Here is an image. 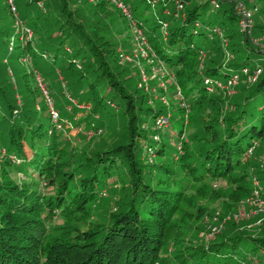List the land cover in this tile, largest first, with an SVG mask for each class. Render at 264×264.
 <instances>
[{"label":"trees","instance_id":"obj_1","mask_svg":"<svg viewBox=\"0 0 264 264\" xmlns=\"http://www.w3.org/2000/svg\"><path fill=\"white\" fill-rule=\"evenodd\" d=\"M37 1L25 0V4L35 6ZM68 1L73 0H57L49 4L47 11L53 15L39 16L32 24L28 23L26 16L18 14L33 32L29 40L33 45H22L17 40L10 49L9 42L15 29L0 27V60L9 63L28 57L35 68L27 71L19 65L21 86L15 79L20 89L15 88L9 72L7 79L0 80V107L4 111L0 115V144L7 147L8 156L0 161V264H241L251 262L254 255L261 256L264 234L254 238L244 233L240 230V219L225 221L219 236L206 247L199 243L184 246L182 237L195 228L190 225L191 214L187 212L188 220L182 215L185 207L190 205L191 196L188 197L187 192L194 183L207 178L227 180L225 188L214 192L217 193L214 197H224L220 205L226 212L238 210L235 206L252 191L253 178L262 185L264 183L261 167L264 158V70L255 82L246 83L242 99L227 113L221 112L222 96L210 95L203 85L202 76H227L242 72L246 67L253 70L249 66L253 47L244 41L240 32L233 0L223 1L215 9L228 20L213 26L198 21L201 11L210 5L208 0H183V16H175L174 7L170 8V13L164 14L163 6H160L158 13L152 12L149 17L145 13L151 9L145 0H125L132 17L141 23L140 28L156 57L173 71L174 84L171 87L178 105L176 110L181 115L176 119L180 127L175 141H172L174 152L171 154L162 142L166 130L156 129L155 120L162 113L171 115L169 109H173V105L158 102V106L155 99L148 104L151 94L137 83L135 87L129 83L133 76L140 82L142 78L135 74L120 76L119 56L123 51L117 52L118 40L111 42L102 28L89 29L86 22H78ZM92 2L90 6L94 7L95 14L106 12L111 6L108 0ZM52 5L56 10L51 9ZM119 15L131 30L130 21L122 13ZM51 18L55 20L56 28L47 34ZM157 18L168 22L166 33ZM171 21H174L172 26ZM196 21L200 26H195ZM215 26L223 32V39L227 41L225 46L234 57L240 46L247 55L225 64V47L219 42L220 38H209ZM253 30L264 31V25L258 22ZM195 34L211 41V47L195 46ZM48 39H52L50 46L42 45V41ZM131 44L134 47L133 41ZM52 46L56 47L52 49ZM199 49H203L208 58L202 76L198 70ZM134 67L139 74V67ZM55 70L62 81L54 72V83L58 87L51 81L48 93L53 106H49L36 75L46 78ZM62 84L79 104L92 107L90 111L99 119L92 128L94 132L103 128V112L119 114L122 111L126 119L122 130L110 124L119 130V143L86 157L79 170H71L74 174L65 169L67 164H63V156L67 153L64 129H68L66 125L73 121L81 125L85 120L81 118L82 121L77 122L75 117L79 109L69 100L64 98V102H59L56 94L58 89L62 90ZM177 88L181 90L182 100L176 96ZM159 91L162 90L155 93ZM191 97L196 99L191 100L186 110V101ZM256 101L261 102L256 104ZM36 103L40 107L37 108ZM52 108L60 114L57 120L59 129L52 122ZM185 112H189L188 119ZM69 117L71 120H67ZM85 123L84 129L91 127V122ZM186 125L191 127L188 131ZM154 135L158 137L154 139ZM247 137L251 139L248 142L245 141ZM142 147L144 151L145 147H150L160 161L155 164L146 162ZM250 148L253 151L249 155ZM14 157L19 163L13 160ZM124 166L128 179L122 185L126 189L124 207L113 214L110 221L92 224L87 231L76 229L72 233L63 230L60 235L49 232L55 227L50 224L48 215L58 214L71 222L82 219L88 203L103 192L109 178L123 173ZM14 169L28 174L31 183L26 179L19 183L11 180L10 171ZM41 179L60 190L45 200L36 190ZM202 188L209 192L207 185ZM195 210L202 212L199 207ZM213 217L210 215L208 225L220 223L225 218L220 213L214 222ZM170 244L175 250L163 254ZM258 257L257 261L262 260Z\"/></svg>","mask_w":264,"mask_h":264},{"label":"rangeland","instance_id":"obj_2","mask_svg":"<svg viewBox=\"0 0 264 264\" xmlns=\"http://www.w3.org/2000/svg\"><path fill=\"white\" fill-rule=\"evenodd\" d=\"M39 1H41V4L38 3ZM92 1L93 0H87V1L77 0V2H75L73 0V1H68V2L69 3L71 2L70 3L72 4L71 9L74 10L73 12H74L75 19L78 22H86V24L90 26V27L88 26L89 29H93V27L100 28V29L102 28L103 33H105V36L109 40H111V42H114L115 41L114 39L118 40L116 42L120 43V45H117L118 46L117 52H120L119 50L123 51V53H121V55L119 56L120 63L122 65L120 76L121 75L129 76V75H134V74L137 77L140 76L142 78L141 82L138 81L136 77L133 76L129 79V83L131 84L132 87H135V84L137 83L138 87L140 88L144 87V91L149 95L151 94V97H149V99L147 100L148 104H152L153 100L155 99L156 101L155 104L160 106L159 103L164 104L161 97L166 96L168 103L173 105V109L171 108L169 109L172 115V118L169 120L170 124H168L167 127H165L164 129H159L161 132L166 130V132L162 135V142L165 143V145L168 147L167 150L169 154L173 153L174 143H172V141L173 142L175 141L176 139L175 134L179 130V127H180V124L176 121V119L180 117L181 115V114H178V111L176 110L178 105L175 102L176 100L174 99V95H173L174 91H173V88L171 87L174 84V80H172L174 79L173 71L169 70L167 66H165L164 72L158 69L159 68L158 61L156 59H153L151 51H150L153 49L151 45H150V48L145 47L146 51L148 52V57H145L146 59L143 61V58H141L142 56L136 53L138 51V48L133 38V31L128 29V25L126 24V22H124L122 17L119 15V13H121L120 10L113 7L112 5L111 6L109 5L108 6L109 8L106 9V12L105 10H103L101 13L95 14L93 10L94 7L90 6V4L93 3ZM195 1L198 2L199 0H195ZM243 1L247 2L248 0H243ZM56 2L57 0H38L37 5L34 6L31 4L26 5L25 0H16V6L18 8V14L26 16L28 23L32 24L34 21H37V18L39 16L45 17L47 13L49 16H52L53 14H51L49 10L47 11L46 7L49 4H53ZM160 6L161 5L159 4L158 7ZM173 6L174 5L172 4L169 5V7H173ZM246 6L249 7L250 9H255L253 11V23L256 24L259 22L264 25V0H249ZM55 8H56L55 5L51 6L52 10H56ZM150 9H151V12L145 13L147 17L150 16L152 11H153L152 14L158 13L157 10L154 11L152 8ZM50 20H52V18ZM222 20L227 21L228 19L226 17H223L220 13H217V11L213 9L211 5H208L207 7H205L201 11L200 15L198 16V21L208 26L219 25V23ZM18 22H19V25L17 23L15 14L10 10L9 5L7 4L6 0H0V27L5 28V29H7L8 27L15 29V34L14 36L11 37V40L9 42V48L11 46L13 47L17 40L22 45H28V44L33 45V42L31 41L29 42V34H31V37H32L33 32L31 31L32 32L31 33L30 31H28V28L25 26V22L22 21L20 17L18 19ZM173 24H174V21H171L170 25L172 26ZM53 25H55V20H52L48 24L47 31H46L47 34L52 32L56 28V25L55 27H53ZM22 26L25 27V33L22 30ZM126 26H127V29H126ZM42 34L45 35V32H42ZM253 35L256 39H258V41L262 44V46H258L250 42L253 49L252 50L250 49L252 53H250L249 56L250 58H252V60L249 66L251 67V69H254L256 66L260 65L264 70V31L263 30L262 31L253 30ZM217 37L219 36L216 35L214 40H217ZM51 40L52 39L43 40L42 45L50 46L49 42ZM132 41L134 43V47L131 44ZM44 42H46L47 44H44ZM210 42L211 41L209 40L207 42L204 36L202 35H198V34L193 35V43L195 46H199L202 48L211 47ZM219 42L223 44L224 40L220 39ZM55 47L56 46H52L51 48L54 49ZM240 48L241 49L239 50L237 55H235L234 57L230 53V50H228V48L225 47L223 62L225 64H228L229 62H231V60L237 61V60H241L242 58H244L247 55V52L241 46ZM255 50H261V51L255 52ZM228 53H230L229 55H232V57H229ZM207 59L208 58L206 56L203 63L199 59L198 70L201 76L203 74L202 72L204 70L205 61ZM200 62H201V65H200ZM19 65L27 71L35 70V68L32 67L33 66L32 62L28 57L21 58V60L19 61L12 60L9 63L7 60L5 61L0 60V80L4 78L7 79V75L9 76L7 72H9L10 76L13 77V81L16 86L15 88L20 89V87H17L18 84L19 85L21 84V81H20L21 68L19 67ZM135 65L139 67V74L136 73L137 69L134 67ZM54 72L55 74H57L59 80H61L60 76L58 75L57 70L53 71L52 75L51 76L49 75L46 78L42 77V75L40 76L41 78H44V79L42 81L43 89L40 87L39 88L45 95L49 106H53L52 104L53 101L52 99H50L49 93H48L51 81L53 82L55 86L58 87V84L54 83V76H55ZM15 78L17 79V82L18 81L20 82L17 85H16ZM124 85L126 86V88L130 89L129 85L127 84H124ZM156 85H158L159 88H157ZM63 86L64 85L62 84L61 85L62 90L58 89L59 91H57V94H56V97L58 98L59 102H64L65 99L69 100V102H71L73 106L79 109L75 117L77 122L79 119L80 121H82L81 118L85 120V121H82L81 125L80 124L76 125L74 124L76 121L75 122L73 121V123H70L72 125L70 124L66 125L68 126V129L66 130L64 129L65 133L67 134V141L64 147L65 150H67V153L65 156H63V160H65L63 164L64 163L67 164L68 167H65L66 170L71 171L74 168L76 172V170H79L81 164L84 163L85 160H87L86 157L91 156L92 153L98 152L100 149H108L110 147L115 146L116 143L117 144L119 143L121 136L118 135L117 132H119L120 129L121 130L124 129L126 119H125V116L122 114V111H120L119 114H115L113 111L110 112L112 117H110V114H108L107 112H103L102 113V116H103L102 119L104 122L103 128L99 129L98 133L94 132L92 128L94 127V124L96 120L98 119V117H96V115L92 114V112L90 111L92 107L79 104L77 100L75 99V97L71 96V94H69L66 88H64ZM245 87H246V83L243 81V77H241V81L235 86V93L228 95V94H223L222 92H217V93H210V95L218 94L222 96L223 104L221 105V112L227 113L232 108V105L234 106L236 102L242 99V96L245 94V91L242 89ZM54 89L56 90V87H54L53 90ZM160 89L162 91L161 92L159 91L156 94L155 91H158ZM20 92L21 91H19L16 94L17 97L20 96ZM62 94H65V96L64 97L61 96ZM192 99L194 100L196 99V97H191V99H188L186 101V104H187V106L185 104L186 110H188L189 103H191ZM260 102L261 101H256V104ZM35 105L37 108L40 107V105H38L37 103ZM3 112H4L3 107H0V115H2ZM184 114L186 116V119H188L187 116H189V112H185ZM58 116H60V114ZM58 118L60 117H57L56 121L52 120L53 123H56L57 129H59L58 127L59 121H57ZM92 119H94L95 121L92 122ZM64 120H66V118L62 120L63 123H64ZM67 120H71L70 117ZM85 122H91L90 123L91 127L84 129V125L86 124ZM110 124L117 125V128L119 130H117V128L115 129V127L113 128V126L111 127ZM189 128L191 127L189 125H186L185 129H187V131L189 130ZM157 137H158L157 135L153 136L154 139H156ZM250 140L251 139L247 137L245 141L248 142ZM6 148L7 147H5L3 144H0V161H3L4 156L8 157L6 156L7 155ZM142 148H143V150L141 149V153H143L142 157L144 158L146 162H150V163L153 162L155 164L160 161L159 158L157 157V154H155L153 150H152V153H150L149 148L145 147L146 148L145 150L146 155H145L144 147ZM13 160L14 161L16 160L18 162L16 157H14ZM73 160H77V161H73ZM126 169L127 167L124 166L122 174H116L115 176H112L111 178L108 179L106 188L103 189V192L97 195L96 200L88 203L89 205L87 209L85 210L86 213L85 215H83L82 219L72 220L73 222H71L68 220V218L64 216H60L58 214L48 215V218H51L50 224L55 227V229L50 228L49 232L53 235H60L63 230L65 231L71 230L72 233H74L76 229H79L81 231H87L92 227V224L108 222V220L113 214L118 212V210H122V208L124 207V201L126 199V196H125L126 189L122 185H125L128 182V179L126 176V173H127ZM20 170L21 169L11 170L10 179L13 181H18V183L26 179L29 183H31L30 181L31 179L28 177L29 175L25 174L22 170L21 172ZM75 172L71 171V174H74ZM76 179L77 178H75V180ZM205 184L207 185L209 192H207L206 190H204V188H202L203 186H206ZM193 185L194 187L190 191L187 192V194H189L188 197L191 196V201L189 203L190 205L185 207L186 211L183 212L182 215L185 219L188 220L189 215L187 212H189L191 214L190 225L195 226V228H193L188 234H185L182 236L184 238L183 243H184V246L199 243L206 247V246H209L210 243L214 241L216 237L219 236L218 235L219 232L215 233L213 236L210 235L209 228H208L209 222H207V220L210 219L209 218L210 215L217 216V218H219L220 213H222V215L225 218L222 219L220 222H223V221L225 222V221L231 220L233 217V211L235 213L237 210H233V211L228 210V212L224 211L223 207H221L220 205V203L223 202L224 197L222 196H220V198L214 197V195L217 194V193H214L215 190H218L220 188H225L228 185L227 180L207 178L200 182L194 183ZM36 186H37L36 190L42 194V197L45 200L48 196L54 195L56 193V190H60L56 188L54 185L48 184L46 183V181L44 182L42 179L38 181ZM33 188L35 187L33 186ZM212 189L213 191L210 192V190ZM243 200H240L238 205L235 206L237 209L241 207V202ZM192 205L194 206L192 207ZM196 207L202 208V212H197L195 210ZM220 208L222 209V212ZM193 215L195 216L194 218H193ZM239 221H242V224L240 225V230H242L244 233L249 234L251 237L257 238L264 234V229H263L264 220L262 221V224H259V225L256 223L257 219L247 218V219H240ZM67 224H70V225L66 226ZM72 228H75V229H72ZM72 233L70 235H73ZM174 250H175V246L170 244L167 247V250L162 251V252L163 254H167L164 252H169L168 254H171V252ZM260 254L262 255L259 257L254 255L255 260L251 261L252 264H263L264 263V258H263L264 252L260 251L259 255ZM257 257L258 259L262 257V260L257 261L256 259ZM251 262H249L248 264H250Z\"/></svg>","mask_w":264,"mask_h":264},{"label":"built area","instance_id":"obj_3","mask_svg":"<svg viewBox=\"0 0 264 264\" xmlns=\"http://www.w3.org/2000/svg\"><path fill=\"white\" fill-rule=\"evenodd\" d=\"M111 5H113L115 8L120 10V12L130 21V28L133 31V38L134 41L137 44L138 51L137 54L141 55L142 57H148V52L146 51L145 47L150 48V45L147 41V38L145 34L143 33L142 29L140 28L141 23H137L136 20L132 17V14L125 3V0H108ZM210 5L213 7V9H217L220 7L221 2L227 1V0H208ZM8 5L10 7V10L15 14L17 23L18 22V8L16 6V0H7ZM147 4L150 5V8H152L154 11H158V5L160 4L163 6L162 12L164 14H168L171 12V7H169L170 4L174 5V15L183 16V9H184V1L183 0H145ZM38 3L41 4V1ZM233 8L238 16V25L240 32L243 34L244 41L245 42H251L253 44H256L258 46H262V44L256 39L253 35V11L255 9H250L246 6L245 2L243 0H233ZM153 12V11H152ZM156 17H158L156 15ZM159 22L161 23V28L163 32L166 31V28L168 27V22L162 19H159ZM195 26H200L199 22H195ZM22 30L25 33V27L22 26ZM28 31L31 32L30 29ZM29 32V33H30ZM32 33V32H31ZM166 33V32H165ZM219 36L220 39L224 40L223 46L226 47V40L223 39L224 35L221 30H219L216 26L212 27V33L209 34V38H215V36ZM31 34H29V40L31 39ZM13 47L11 46L10 49ZM153 59H156L158 61L159 70L165 71V64H163L160 59L156 57L155 52H153V49L150 50ZM229 57H232V55H229ZM207 53L203 49H199V59L200 61H204L206 58ZM201 65V62H200ZM263 68L258 65L256 66L252 71L246 67L242 69V72L239 73H232L227 76H202L203 77V85L205 90L208 93H217L222 92L223 94H232L235 93V86L241 81V77H243V81L247 84H252L255 82L258 77L262 74ZM37 83L40 88L43 89V83L40 78V76L36 75ZM176 96L179 99H183L181 90L179 88L176 89ZM163 103L165 105H168V101L166 96L161 97ZM184 105V103H182ZM51 115L54 121H56L58 114L57 112L52 108L51 109ZM170 114L162 113L160 114L156 120H155V127L156 129H164L169 124L170 120ZM149 152L152 153V149L150 147ZM253 151V148H250L248 150V154L250 155ZM261 167L264 170V158L261 160ZM243 205V206H242ZM251 217H256L257 221L256 223L259 225L264 220V185H262L258 179L253 178V188L251 193L241 202V207L238 208V210L233 213V219H247ZM214 222L218 220L217 216L213 217ZM224 222V221H223ZM223 222L220 223H214L208 225L210 235L213 236L215 233L220 232ZM255 260V259H253ZM241 264H248V262L243 261ZM252 264V262L250 263Z\"/></svg>","mask_w":264,"mask_h":264}]
</instances>
